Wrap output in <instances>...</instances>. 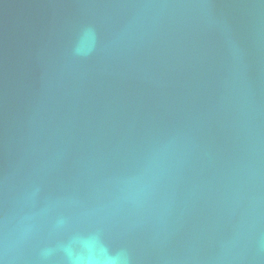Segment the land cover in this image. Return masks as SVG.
<instances>
[{"label": "water", "instance_id": "1", "mask_svg": "<svg viewBox=\"0 0 264 264\" xmlns=\"http://www.w3.org/2000/svg\"><path fill=\"white\" fill-rule=\"evenodd\" d=\"M0 264H264V0H0Z\"/></svg>", "mask_w": 264, "mask_h": 264}]
</instances>
